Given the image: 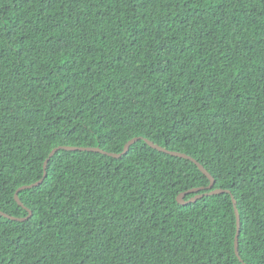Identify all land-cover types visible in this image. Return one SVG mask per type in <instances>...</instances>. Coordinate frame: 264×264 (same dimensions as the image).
Here are the masks:
<instances>
[{
  "label": "trees",
  "instance_id": "trees-1",
  "mask_svg": "<svg viewBox=\"0 0 264 264\" xmlns=\"http://www.w3.org/2000/svg\"><path fill=\"white\" fill-rule=\"evenodd\" d=\"M233 198L264 264V0H0V264H243Z\"/></svg>",
  "mask_w": 264,
  "mask_h": 264
},
{
  "label": "water",
  "instance_id": "water-1",
  "mask_svg": "<svg viewBox=\"0 0 264 264\" xmlns=\"http://www.w3.org/2000/svg\"><path fill=\"white\" fill-rule=\"evenodd\" d=\"M141 140V138H135L133 140H131L125 147V150L123 151V153H120V154H112V153H107L103 150H101L100 148H75V147H64L65 150H68V151H92V152H100V153H104V154H107L109 156H113L115 158H121L123 157L124 155L127 154V152L130 150V148L137 142ZM146 142L149 144V146H151L152 148L156 149V150H159L160 152H163V153H166V154H169V155H172V156H175V157H180V158H184V159H188V160H192L196 165H198L199 169L202 171L203 174H205L211 184L209 186V190H213V187H214V183H215V180L214 178L209 174V172L200 164L198 163L195 159H193L192 157L186 155V154H183V153H179V152H175V151H169L167 150L166 148L160 146V145H157L155 144L154 142H151L149 140L146 139ZM63 149V147H58L56 149H54L52 151V153L50 154V157L49 159L46 161L45 163V178L47 177V169H48V163L50 161V159L52 157H54V155L59 151ZM44 182V179L41 180L40 182L32 185V186H29V187H23L21 189H27V188H33L34 186H38L40 184H42ZM20 189V190H21ZM20 190L17 192L16 194V200L17 202L23 206L19 196H18V193L20 192ZM205 189L201 188V189H194V190H190L188 192H185V193H182L179 197H178V203L182 206H187L189 204H192V203H196L198 200L202 199L203 197L205 196H209V195H218V194H222V193H225V191L223 190H214L212 191L211 193H205V194H197L195 197H192L190 200H187L186 197L189 195V194H192V193H199L200 191H203ZM233 201H234V205H235V209H236V214H237V219H238V233H237V236H236V243H235V246H236V253H237V256L239 257L240 261L243 262V264H246L244 263V261L242 260L241 256H240V252H239V246H240V243H239V237H240V233H241V225H240V214H239V211H238V208H237V201L233 198ZM0 215L1 216H4L8 219H11V220H15V221H25V220H28L32 217V212H30V215L27 219H19V218H14V217H11L3 212L0 211Z\"/></svg>",
  "mask_w": 264,
  "mask_h": 264
}]
</instances>
